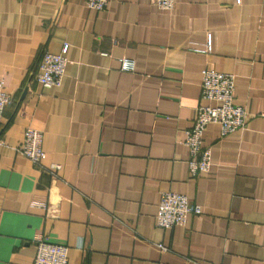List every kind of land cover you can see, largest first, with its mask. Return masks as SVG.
I'll list each match as a JSON object with an SVG mask.
<instances>
[{
  "label": "crops",
  "instance_id": "obj_1",
  "mask_svg": "<svg viewBox=\"0 0 264 264\" xmlns=\"http://www.w3.org/2000/svg\"><path fill=\"white\" fill-rule=\"evenodd\" d=\"M64 44L62 82L45 88L41 57ZM207 67L235 74L246 122L226 136L209 123L211 167L192 176ZM0 78V264H32L38 235L68 264H264V0H0ZM26 128L43 134L40 164L13 149ZM167 190L201 213L158 227Z\"/></svg>",
  "mask_w": 264,
  "mask_h": 264
},
{
  "label": "built area",
  "instance_id": "obj_2",
  "mask_svg": "<svg viewBox=\"0 0 264 264\" xmlns=\"http://www.w3.org/2000/svg\"><path fill=\"white\" fill-rule=\"evenodd\" d=\"M159 8L169 10L174 6V0H153ZM88 8L104 10L108 0H85ZM211 43L208 39L204 46L195 47L198 52H208ZM67 45L64 44L61 52L45 51L41 57L40 71L36 78L41 86L49 88L59 86L62 82L65 67ZM121 69L133 71L135 63L128 58H121ZM201 97L207 103L196 108L194 123L185 132L184 143L189 149L190 157L187 160L189 173L196 176L209 171L212 163L211 149L203 144V133L209 123L220 126V134L226 136L245 126L246 115L244 108L235 101V74L218 71L212 67L202 70ZM12 101L11 94L0 78V128L2 125L5 107ZM42 132L35 128H26L22 142L13 149L29 158L33 163L40 164L45 157L42 149ZM57 167V166H56ZM199 204L191 202L183 193L173 190L163 191L160 194L156 225L161 228H172L176 225H185L189 215L200 214ZM36 253L32 264H68V247L66 244L51 242L42 235L35 238Z\"/></svg>",
  "mask_w": 264,
  "mask_h": 264
}]
</instances>
